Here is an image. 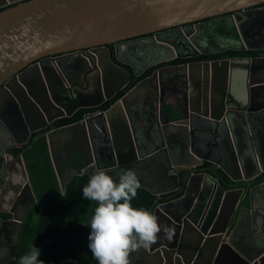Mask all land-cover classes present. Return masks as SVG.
Returning <instances> with one entry per match:
<instances>
[{
  "label": "water",
  "instance_id": "95a60500",
  "mask_svg": "<svg viewBox=\"0 0 264 264\" xmlns=\"http://www.w3.org/2000/svg\"><path fill=\"white\" fill-rule=\"evenodd\" d=\"M226 51H264V0H0V149L9 169L23 167L25 181L15 188L18 208L0 224V237L13 240L0 264L18 255L36 204L22 155L8 150L44 130L60 185L97 170L118 181L133 170L139 189L154 196L183 190L153 213L162 229H174L172 238L162 230L130 264H264V58L166 64L109 109L54 127L151 67ZM66 64L84 86L68 79ZM168 100L179 113L172 121L163 115ZM204 164L229 182L197 172Z\"/></svg>",
  "mask_w": 264,
  "mask_h": 264
},
{
  "label": "trees",
  "instance_id": "16d2710c",
  "mask_svg": "<svg viewBox=\"0 0 264 264\" xmlns=\"http://www.w3.org/2000/svg\"><path fill=\"white\" fill-rule=\"evenodd\" d=\"M223 55L253 57L256 56V52L227 51L223 54L211 56L199 55L194 58L175 59L165 63V65L217 60ZM163 65L151 67L137 78L132 77L127 89L125 88L121 91L122 93L119 92L115 98L104 102L101 106L94 109L78 110L69 118L57 120L54 127L75 123L81 120L85 113L109 109L139 80L150 76L152 72ZM131 83L133 84L131 85ZM163 115L167 121H172L177 117L172 114V103H165ZM45 132L46 130L32 134L25 144L14 151L21 154L25 161L36 204L29 210L23 221V228L19 237L18 255L9 264H19L20 257L29 254L33 246L39 249L38 259L42 260L44 264H97L88 249L89 241L87 239L91 231L90 220L97 205L94 201L84 199L82 195V188L86 186L90 177L80 174L60 185L50 159L47 141L43 134ZM196 171L211 174L222 186H225L227 181L229 182L228 178L219 169L211 170L209 164L196 168ZM260 181L261 179L258 178L254 184ZM234 184L246 187L245 182ZM182 193L183 190L180 189L170 194L154 196L144 189H138L137 196L131 203L133 207L146 209L153 214L158 205L177 199L181 197Z\"/></svg>",
  "mask_w": 264,
  "mask_h": 264
},
{
  "label": "clouds",
  "instance_id": "9594fccd",
  "mask_svg": "<svg viewBox=\"0 0 264 264\" xmlns=\"http://www.w3.org/2000/svg\"><path fill=\"white\" fill-rule=\"evenodd\" d=\"M140 187L133 170L120 172L118 181L105 170H97L82 188L83 198L97 205L87 237L88 249L97 264H130V254L156 243L162 230L169 240L174 235V229H162L150 211L133 207L131 202ZM39 255V249L33 246L29 254L20 257L19 264H44Z\"/></svg>",
  "mask_w": 264,
  "mask_h": 264
},
{
  "label": "flooded vegetation",
  "instance_id": "af4514ba",
  "mask_svg": "<svg viewBox=\"0 0 264 264\" xmlns=\"http://www.w3.org/2000/svg\"><path fill=\"white\" fill-rule=\"evenodd\" d=\"M223 53H225V52H223ZM223 53H220V54H223ZM58 56L59 57H62L60 55H58ZM78 58H80L79 60L82 59L81 57H76V59H78ZM227 58H232V57H230V56H224L223 55L219 59H227ZM253 58H264V51H257L256 52V56H253ZM68 61L69 60H67L64 57V62L67 63ZM78 63L79 62H76V67H77ZM189 63H191V62H189ZM69 67L70 66L68 64H66V66L64 67L65 72H68L70 70ZM74 69H72V70H74ZM4 89H5V83L0 86V101H1V98L3 97L2 94L4 92L3 91ZM97 111H95V112H97ZM95 112L85 113L84 116L94 114ZM16 130H18V129H16ZM15 140H22L21 137H20V133H18L17 131H16V139ZM4 144H11V142H5ZM19 146H21V145H15L14 147H12L11 149H9L8 151L11 152V153H13V154H18L17 152H14V151ZM0 152H1L0 153V165L3 163L2 164V168L0 170V181L2 182V183L0 182L1 183L0 184V210L1 211L2 210L3 211L4 210L7 211V212H0V224H1V221H5V220H8V219L11 218V215L9 214V210H10L11 207L14 206V209L18 208V205L16 204V201H15V188L16 187H19L20 188V191H22L24 189L25 181H24V175H22V172L24 170L23 167L17 166V167H14L13 168V166L11 165V169H9V165L7 166V161H6V155H5L6 151H3V150L0 149ZM72 166L73 167H76V166H78V164H73L72 163ZM9 171H11V175H10ZM9 177H10V179H8ZM16 184H18V185L16 186ZM25 195H26V193H24L23 199L24 200H27L28 198ZM17 212H18V210H17ZM17 215L20 216V213H17ZM4 216H8V217H4ZM0 242L2 243V245H0V246H3L4 243H5V248L3 246V248L0 249V252H6V253L9 252L10 251V248L12 247V242H13L12 238H6V239H4L3 238V235H2L0 237ZM12 261H14V260H12ZM12 261H10L8 263H5V264H9Z\"/></svg>",
  "mask_w": 264,
  "mask_h": 264
},
{
  "label": "crops",
  "instance_id": "0c3cea01",
  "mask_svg": "<svg viewBox=\"0 0 264 264\" xmlns=\"http://www.w3.org/2000/svg\"><path fill=\"white\" fill-rule=\"evenodd\" d=\"M66 75H68V79H71V81H73L74 80V83H77L76 81H78L79 83V85L80 86H84V85H82L83 83V81H82V79L79 77V75H77L76 74V70L74 69V70H71V72H67V74ZM167 102H170V103H172V105H173V102L171 101V100H168ZM172 114H174V115H176L177 117L179 116L178 114V112H175V111H173L172 110ZM176 117V118H177ZM203 144V143H202ZM184 167H182V168H180V169H183ZM198 168V167H197ZM148 186H150V187H154V188H157V189H159L158 187H159V184H160V180H157L155 177H150V179L148 180ZM238 237H240V238H242L243 237V234H240ZM246 237H247V240L248 241H251L250 240V238H249V236H248V234H246ZM246 249H247V251H252L253 250V248H252V246L254 245V244H252V243H250V242H246Z\"/></svg>",
  "mask_w": 264,
  "mask_h": 264
},
{
  "label": "bare ground",
  "instance_id": "6f19581e",
  "mask_svg": "<svg viewBox=\"0 0 264 264\" xmlns=\"http://www.w3.org/2000/svg\"><path fill=\"white\" fill-rule=\"evenodd\" d=\"M197 57V56H196ZM175 60V59H174ZM173 61V60H172ZM170 64V63H169ZM165 65V64H164ZM146 77V76H145ZM137 78V77H136ZM138 80V79H137ZM137 80H135V81H137ZM134 81V82H135ZM140 81V80H139ZM83 83V82H82ZM133 83H131V85H132ZM83 85V84H82ZM128 87V86H127ZM127 87H126V89H127ZM122 93V92H121ZM115 98V97H114ZM113 99V98H112ZM108 102V101H107ZM104 104V103H103ZM168 106V105H167ZM100 110H98L97 112H95L94 114H96V113H98ZM105 111V110H104ZM55 125V124H54ZM37 134V133H36Z\"/></svg>",
  "mask_w": 264,
  "mask_h": 264
}]
</instances>
